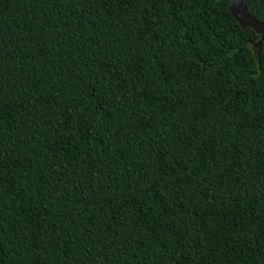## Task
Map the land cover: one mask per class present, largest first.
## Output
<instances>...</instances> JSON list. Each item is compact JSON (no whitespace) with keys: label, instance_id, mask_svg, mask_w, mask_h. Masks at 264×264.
<instances>
[{"label":"trees","instance_id":"trees-1","mask_svg":"<svg viewBox=\"0 0 264 264\" xmlns=\"http://www.w3.org/2000/svg\"><path fill=\"white\" fill-rule=\"evenodd\" d=\"M236 3L0 0V264H264V43Z\"/></svg>","mask_w":264,"mask_h":264},{"label":"water","instance_id":"water-1","mask_svg":"<svg viewBox=\"0 0 264 264\" xmlns=\"http://www.w3.org/2000/svg\"><path fill=\"white\" fill-rule=\"evenodd\" d=\"M248 0H240L239 3L232 7V14L235 19L240 23L242 27H248L256 31L258 35H261V41L258 47L264 43V24L257 22L248 13L245 3Z\"/></svg>","mask_w":264,"mask_h":264},{"label":"rangeland","instance_id":"rangeland-1","mask_svg":"<svg viewBox=\"0 0 264 264\" xmlns=\"http://www.w3.org/2000/svg\"><path fill=\"white\" fill-rule=\"evenodd\" d=\"M239 1H240V0H237V3H236V5L239 3Z\"/></svg>","mask_w":264,"mask_h":264}]
</instances>
